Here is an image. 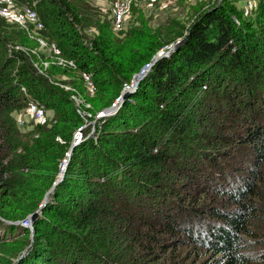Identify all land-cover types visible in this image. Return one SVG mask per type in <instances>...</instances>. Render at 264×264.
Returning <instances> with one entry per match:
<instances>
[{
  "label": "trees",
  "instance_id": "obj_1",
  "mask_svg": "<svg viewBox=\"0 0 264 264\" xmlns=\"http://www.w3.org/2000/svg\"><path fill=\"white\" fill-rule=\"evenodd\" d=\"M95 1L14 0L35 3L42 30L0 17L3 264H264V0L246 13L209 0L155 24L159 5L137 0L118 32ZM29 99L49 116L20 126ZM64 160L31 232L21 223Z\"/></svg>",
  "mask_w": 264,
  "mask_h": 264
},
{
  "label": "built area",
  "instance_id": "obj_2",
  "mask_svg": "<svg viewBox=\"0 0 264 264\" xmlns=\"http://www.w3.org/2000/svg\"><path fill=\"white\" fill-rule=\"evenodd\" d=\"M135 1L137 0H115L112 3H110V8L112 10V17H113V21H112L113 30L115 32L121 31L124 25L131 19V7ZM151 1L153 2L155 0H151ZM34 7H35V3H32L31 6L29 5L18 6L14 2V0H0V17L5 19L9 23L18 25L20 28L26 31L42 30L43 23L39 15L35 11ZM39 43L45 49L47 48V45L42 40H39ZM49 50L53 51L56 56H59V51L57 50L54 44L50 45ZM61 64H63V61L59 60V65ZM69 64L70 66H72V63ZM149 66L150 64H147L143 67V69H148ZM84 80L88 90H93V84L90 80V76L85 75ZM131 86H133V84ZM22 91L26 93L25 89H22ZM28 101L29 102L24 116L28 117L30 121H34L35 123L42 122L45 117V110L43 109L42 105L36 100L29 99ZM119 105H120V101L114 102L109 108L104 109L99 113H97L95 119L91 123H88L87 125H92L94 127L99 119H103L105 117L114 115ZM18 123L20 126L23 125L24 119L22 116L18 117ZM87 125L78 129L74 133L72 145L74 144L75 146H77L80 142H82L83 129ZM63 162H65V160ZM21 224L23 227L28 228L30 231L32 230V224L29 217L25 219Z\"/></svg>",
  "mask_w": 264,
  "mask_h": 264
},
{
  "label": "rangeland",
  "instance_id": "obj_3",
  "mask_svg": "<svg viewBox=\"0 0 264 264\" xmlns=\"http://www.w3.org/2000/svg\"><path fill=\"white\" fill-rule=\"evenodd\" d=\"M175 1L176 0H172V1L171 0H155L154 2L157 5H159V10L160 11L153 12V13H155V15L153 17L152 23L155 24L157 22H163L166 17H173V18H177V19L179 18L180 21H186V19H187L186 15L188 13L189 8H193L194 10H197L198 13H200L201 11H203V10H205L207 8L208 2H209V0H185L186 2L180 0L178 3H176ZM211 1L213 2L214 0H210V2ZM222 1L223 0H215V2H218V3L222 2ZM107 2L108 1H105V0H99V1H95L94 5H96V7L101 6V8L104 11H107V10L110 9V5ZM231 3L232 4H230V5L234 4L238 9L244 11L245 13L247 11H250L251 8H249V7H254L255 6V2L253 0H233ZM176 4H181V5L178 8H176V10L170 11L171 10L170 8L171 7H175ZM144 5H148L149 6L150 4H144ZM144 5H142V6H144ZM183 6H186V8L184 9ZM202 6H204V7H202ZM199 7H202V8L200 10H198ZM144 9L145 8L142 7V10H144ZM145 14H146V12L144 10V15ZM149 14L150 13H148V15ZM146 16H147V14H146ZM156 20H158V21H156ZM188 24L189 23H187V25ZM177 42H179V41H177ZM46 50L48 51V49H46ZM48 66H49L48 63L44 65L45 68L48 67ZM132 87L133 86L125 88V89H130ZM66 90H68V88H66ZM73 100H74V103L76 104V106L80 107L81 104L79 103L78 99H75L73 97ZM19 116L23 117L25 124H28L30 122L28 117L24 116V113L18 115L17 117H19ZM47 116H49V113H47L45 115L44 120L42 122H40V123H43L45 121V119L47 118ZM83 116L88 118L89 114L86 111H83ZM196 130H200V128H196ZM66 163H67V160H65V162H62V165L64 166V165H66ZM59 175H60V173H59ZM7 247H9L8 244H4V246H2L0 248V264H3L5 262V260H4L5 252L4 251L7 249Z\"/></svg>",
  "mask_w": 264,
  "mask_h": 264
},
{
  "label": "water",
  "instance_id": "obj_4",
  "mask_svg": "<svg viewBox=\"0 0 264 264\" xmlns=\"http://www.w3.org/2000/svg\"><path fill=\"white\" fill-rule=\"evenodd\" d=\"M186 42V38L183 39L182 41H179L177 43H175L166 53H164L163 55H161L159 58L155 59L152 63H150V66L148 69H141V71L134 75L133 77V87L130 89H125L122 94H121V98H120V105L126 100L128 99L131 94H133L135 92V90L138 87L139 82L147 75V73L151 70V68L153 67V65L157 62V60H159L162 57H169L171 56L173 53L177 52L179 50L180 47H182ZM75 145L73 144L69 150V158L72 155L73 149H74ZM65 170H66V165H64L61 169V173L58 176L57 180L55 181V183L53 184L52 188L46 193L45 198L43 203L39 206L38 210L35 211L33 214L29 215L30 220H31V224H34V222L36 221L38 215L40 214L41 209L45 206V204L49 201L50 199V195L53 193L55 187L63 180L64 176H65ZM32 232V230H31Z\"/></svg>",
  "mask_w": 264,
  "mask_h": 264
}]
</instances>
